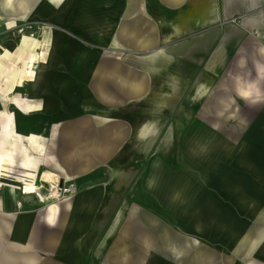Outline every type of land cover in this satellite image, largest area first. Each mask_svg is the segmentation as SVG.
<instances>
[{"label":"crops","instance_id":"1","mask_svg":"<svg viewBox=\"0 0 264 264\" xmlns=\"http://www.w3.org/2000/svg\"><path fill=\"white\" fill-rule=\"evenodd\" d=\"M29 23L44 32L11 45ZM33 44L34 72L17 88ZM0 61V264H171L172 249L188 254L183 264L206 263L185 245L195 227L189 238L167 217L204 220L193 211L204 194L213 211L222 207L214 219H240L224 204L233 185L225 170H169L177 150L164 155L160 133L180 129L160 117L188 115L192 98L206 99V114L222 112L232 87L264 93V0H0ZM152 148L161 150L151 160ZM10 170L19 180L50 172L78 188L43 205L4 184ZM252 178L231 191L259 207L264 167ZM205 255L221 264L218 250Z\"/></svg>","mask_w":264,"mask_h":264},{"label":"rangeland","instance_id":"2","mask_svg":"<svg viewBox=\"0 0 264 264\" xmlns=\"http://www.w3.org/2000/svg\"><path fill=\"white\" fill-rule=\"evenodd\" d=\"M40 25L42 24L29 23L20 29L16 27L10 36L11 45H15L22 34L39 37L45 28ZM241 81L239 80V82ZM235 90V87L226 90L232 94L223 96L222 107L224 110L222 112L206 114L202 112L203 108H201L205 105L206 99L192 98L187 100L191 101V104L187 105V110L191 111L188 115L176 114L160 117L162 123L166 122L168 125H171V121L175 120L176 126L180 129L176 131V134L171 130L160 133L161 143L164 145L163 154L170 156L171 153L174 154L173 149L177 150L175 159L177 162L173 165L170 164V166L166 164V167H170V169L165 167V170H187L191 173L208 170H213L216 173L219 170H225V184L233 185H230L232 187L229 186L230 189L226 186L231 196L224 200V204L233 207L231 210L237 207L238 210L235 209L239 212L240 219H233L234 215H232V219H214L215 214L220 213L222 207L219 206L218 210L213 211L214 200L208 199L204 194L200 196L203 204L198 203L193 210L194 220L201 217L204 220L175 223L170 218L171 216L167 217L170 222L168 224L176 230H180V227L184 225V235L190 236L189 238H193V236L187 230L195 227L196 241L192 240L194 242L191 244L186 240L185 245L189 251L196 249V252L201 254L200 258L203 257V261H206L205 264L216 263L217 259L214 255L210 257L205 255V252L210 251V249H216L222 255L221 261H219L221 264H231L234 262L232 257L239 261H257L258 258L264 260V243L262 242L264 240V199L262 200L263 205L257 207L254 199L248 197L243 201L242 199H233L234 194L231 191H237V188L240 189L241 186L244 188L251 186L252 174L258 172L260 167H264V100H254L255 98L264 99V93L259 91L254 96L249 94L236 95ZM240 90L242 89L240 88ZM213 99L219 100L216 97ZM174 135L176 136L175 140ZM175 143L176 148H173ZM160 150L158 148L147 149L148 158L152 160L156 152ZM3 177L7 180L4 181V184L14 187L21 194L20 187L23 184H38L41 175L31 178L27 174H23L18 176L19 180L15 173L10 170L4 172ZM235 177L237 179L242 177L243 180L237 181ZM183 217L186 218L187 215L184 214ZM188 217H190V213H188ZM257 231L260 235L259 239ZM258 248L261 249V255H253L252 250L257 251ZM237 249L238 251L234 252ZM171 253V264L173 261L183 264L181 258L189 257L186 253L175 256L173 249Z\"/></svg>","mask_w":264,"mask_h":264},{"label":"built area","instance_id":"3","mask_svg":"<svg viewBox=\"0 0 264 264\" xmlns=\"http://www.w3.org/2000/svg\"><path fill=\"white\" fill-rule=\"evenodd\" d=\"M236 23V20L233 21ZM23 31V30H22ZM21 31V32H22ZM53 183H56V187L53 186ZM36 189H34V193L31 195L25 194L24 189L26 184H23L20 187L21 195H28V196H35L38 201L43 205H48L49 203L63 201L68 199L72 194L77 191V184L74 181H65L62 182L61 180L58 182H49L45 183L40 180L38 184H33ZM32 185V186H33ZM43 195L44 198L42 196ZM21 203L19 202L17 206H20Z\"/></svg>","mask_w":264,"mask_h":264},{"label":"bare ground","instance_id":"4","mask_svg":"<svg viewBox=\"0 0 264 264\" xmlns=\"http://www.w3.org/2000/svg\"><path fill=\"white\" fill-rule=\"evenodd\" d=\"M100 34V33H99ZM46 37V36H45ZM24 40H27V38H24ZM35 44H33V46H29V48L25 47L23 48V50H25V52H27L28 55V60L25 63L24 66V73L23 76H17L14 78V85L17 86V88H23L26 84H25V78L27 77V74H32L34 72V67L36 65V61H37V57L39 56L38 52L36 51V49H38L37 47L34 46ZM8 51V50H7ZM41 54V53H40ZM23 54L20 55V58L23 59ZM40 58V57H39ZM21 59V60H22ZM25 62V60H24ZM2 65V62L0 61V66ZM21 66V65H20ZM41 71V70H40ZM19 75V74H18ZM21 75V74H20ZM32 80V79H31ZM35 80V79H34ZM8 81V80H7ZM4 83V82H3ZM2 89V88H1ZM3 90V89H2ZM26 100V99H25ZM27 101V100H26ZM15 108V107H14ZM6 162V159L3 157V155L0 154V177L2 175V172L4 171L5 165L4 163ZM69 176V175H68ZM67 176V177H68ZM61 179H59L56 175L52 174V173H47L44 172L42 175V182L45 183H49V182H58ZM150 184V183H149ZM53 186L56 187V183H53ZM34 189H36L34 187V185H26L25 186V194L31 195L34 193ZM40 196H42L44 198L43 195L40 194ZM45 199V198H44ZM58 204V203H57ZM166 234V233H165ZM165 237V236H164ZM163 237V238H164ZM167 238V236H166Z\"/></svg>","mask_w":264,"mask_h":264}]
</instances>
